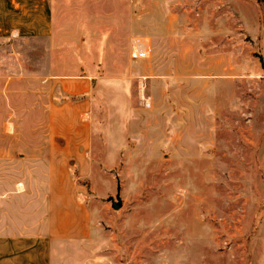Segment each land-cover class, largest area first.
<instances>
[{
	"label": "rangeland",
	"instance_id": "rangeland-1",
	"mask_svg": "<svg viewBox=\"0 0 264 264\" xmlns=\"http://www.w3.org/2000/svg\"><path fill=\"white\" fill-rule=\"evenodd\" d=\"M53 9L50 36L0 40V178L34 177L17 152L45 172V79L92 77L94 229L59 263L264 264V0ZM132 38L147 59H130Z\"/></svg>",
	"mask_w": 264,
	"mask_h": 264
},
{
	"label": "crops",
	"instance_id": "crops-1",
	"mask_svg": "<svg viewBox=\"0 0 264 264\" xmlns=\"http://www.w3.org/2000/svg\"><path fill=\"white\" fill-rule=\"evenodd\" d=\"M60 1L0 0V40L50 36ZM44 84L50 95L45 172L42 156L17 152L18 163L34 160V177L11 188L0 178V264H60L63 248L85 243L94 229L84 183L92 162L93 78L51 76Z\"/></svg>",
	"mask_w": 264,
	"mask_h": 264
},
{
	"label": "built area",
	"instance_id": "built-area-1",
	"mask_svg": "<svg viewBox=\"0 0 264 264\" xmlns=\"http://www.w3.org/2000/svg\"><path fill=\"white\" fill-rule=\"evenodd\" d=\"M151 49L150 41L147 38H132L129 42V57L132 60L147 59Z\"/></svg>",
	"mask_w": 264,
	"mask_h": 264
},
{
	"label": "water",
	"instance_id": "water-1",
	"mask_svg": "<svg viewBox=\"0 0 264 264\" xmlns=\"http://www.w3.org/2000/svg\"><path fill=\"white\" fill-rule=\"evenodd\" d=\"M107 202H110L111 208L113 210H119L122 207V200L120 198V184L117 181V187H116V196L115 199L112 197H109L107 199Z\"/></svg>",
	"mask_w": 264,
	"mask_h": 264
}]
</instances>
